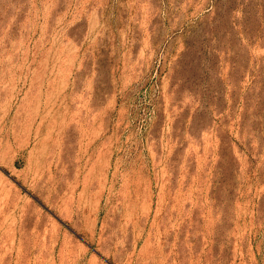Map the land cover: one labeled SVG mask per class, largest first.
I'll return each mask as SVG.
<instances>
[{"label":"rangeland","instance_id":"obj_1","mask_svg":"<svg viewBox=\"0 0 264 264\" xmlns=\"http://www.w3.org/2000/svg\"><path fill=\"white\" fill-rule=\"evenodd\" d=\"M0 264H264V0H0Z\"/></svg>","mask_w":264,"mask_h":264}]
</instances>
